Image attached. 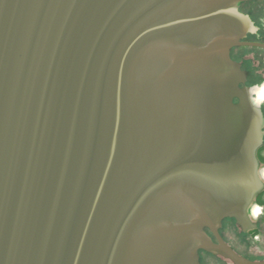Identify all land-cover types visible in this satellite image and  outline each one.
Here are the masks:
<instances>
[{
  "label": "water",
  "instance_id": "1",
  "mask_svg": "<svg viewBox=\"0 0 264 264\" xmlns=\"http://www.w3.org/2000/svg\"><path fill=\"white\" fill-rule=\"evenodd\" d=\"M241 1L0 0V264H264L218 232L261 227Z\"/></svg>",
  "mask_w": 264,
  "mask_h": 264
},
{
  "label": "flooded vegetation",
  "instance_id": "2",
  "mask_svg": "<svg viewBox=\"0 0 264 264\" xmlns=\"http://www.w3.org/2000/svg\"><path fill=\"white\" fill-rule=\"evenodd\" d=\"M254 0L241 1L237 3V9L239 12L248 15L257 30L253 33L247 32L245 37L241 41H255L264 43V25L259 22L256 15L260 10L254 6ZM230 57L233 61L237 62L241 66V70L244 73V77L239 82V87L249 89L251 91L255 86L264 82V48L256 46H244L237 45L230 48ZM234 102H238V98H234ZM261 110L264 117V104L261 105ZM264 131V127H263ZM264 139V137H263ZM258 160L259 175L264 164V140L263 144L258 148L256 152ZM264 182V180H263ZM260 205L262 207V217H264V189L259 192L253 205ZM252 205V206H253ZM251 206V207H252ZM251 209V208H250ZM250 212V210H249ZM256 228L244 231L241 225L237 224L233 218H224L221 221V226L218 228V232L222 239L237 253L254 261L264 259V255L254 256L249 251V244L253 243L257 239V233L261 230L260 218L255 220ZM206 234L212 239L214 243H218L215 234L208 228H204ZM199 263L200 264H234V262L220 253H213L204 249H199Z\"/></svg>",
  "mask_w": 264,
  "mask_h": 264
},
{
  "label": "rangeland",
  "instance_id": "3",
  "mask_svg": "<svg viewBox=\"0 0 264 264\" xmlns=\"http://www.w3.org/2000/svg\"><path fill=\"white\" fill-rule=\"evenodd\" d=\"M254 6L261 5V7H258L260 10L256 13L259 22L264 25V2L254 3ZM249 251L254 256L264 255V217L261 215V238L253 243L249 244Z\"/></svg>",
  "mask_w": 264,
  "mask_h": 264
},
{
  "label": "trees",
  "instance_id": "4",
  "mask_svg": "<svg viewBox=\"0 0 264 264\" xmlns=\"http://www.w3.org/2000/svg\"><path fill=\"white\" fill-rule=\"evenodd\" d=\"M264 2V0H254V3Z\"/></svg>",
  "mask_w": 264,
  "mask_h": 264
}]
</instances>
